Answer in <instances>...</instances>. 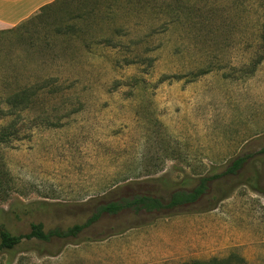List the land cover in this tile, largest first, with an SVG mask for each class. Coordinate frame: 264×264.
Returning <instances> with one entry per match:
<instances>
[{"label": "rangeland", "instance_id": "374dc122", "mask_svg": "<svg viewBox=\"0 0 264 264\" xmlns=\"http://www.w3.org/2000/svg\"><path fill=\"white\" fill-rule=\"evenodd\" d=\"M129 1L95 8L89 22L105 25L92 28L76 67L53 64V50L43 58L41 27L0 34V231L25 236L32 224L44 233L66 231L108 202L136 195L166 201L239 156L253 159L240 179L212 183L177 214H101L75 240H23L0 251V264H58L53 252L139 240L161 242L167 264H264V162L257 158L264 57L254 65L264 53V6L218 0L217 13L226 10L231 27L202 46L198 29L159 23L161 0H146L150 9H142L145 0ZM34 84L52 94L6 109L16 88Z\"/></svg>", "mask_w": 264, "mask_h": 264}, {"label": "trees", "instance_id": "16d2710c", "mask_svg": "<svg viewBox=\"0 0 264 264\" xmlns=\"http://www.w3.org/2000/svg\"><path fill=\"white\" fill-rule=\"evenodd\" d=\"M108 1L110 0H81L75 4V0H56L51 5L42 8L38 15L31 18L26 23L13 30L0 34L18 33L23 30L24 31L19 34H29L30 30L35 29L36 26L41 27L44 29V32H42L40 36H37V43L43 48V58L49 59L47 55L53 50V55H51L53 64L64 65L67 63L70 67H76L81 58L79 52L85 49L88 50V48L91 47L89 37L91 36L92 28L105 25V22L101 20L93 19L89 22L88 17L94 15L95 11H97L95 8H98L100 5L105 6L106 9L112 6L113 4L109 5ZM112 1L115 5L118 3L121 6L124 0ZM217 1L218 0H161V4L158 5L159 10L157 14L161 17L159 23L168 27L178 25L188 30H192L193 28L198 29V33H201V37L196 40V44L200 43V45L203 46L207 41L213 42V39L217 36L227 34L231 27L228 24V12L222 10L220 13H217L216 8L220 5L217 4ZM125 2L130 3L129 0H125ZM149 4L150 2L147 4L146 0L143 2L141 1V6H143L142 9H150L147 6ZM254 5L258 8H262L264 6V0H254ZM139 11L143 12V10ZM107 16L108 15L105 17ZM126 23L129 24L128 22ZM258 31L261 40H264V24L260 25ZM22 38L23 37H21V39ZM34 40L35 38L29 39L28 41L32 42L29 43V45H33ZM52 45L53 49L51 48ZM263 57L264 53H262V56H257V59L254 60V65L260 63ZM137 64L138 62L135 60L126 62V65ZM46 86V84H34L16 88L9 98L6 99V109H12L13 111L16 110L17 107H22L30 103V98H39L47 94L51 95V91L44 93L47 88ZM56 96H59V94H57L56 89L53 88V98ZM25 108L26 106L23 109ZM23 109H20V111ZM1 138L5 139V135L2 134ZM257 158L258 161L264 162V149L257 154ZM251 159H253V157L249 154L239 156L234 159L229 166L224 168L220 174L212 175L211 173L201 176L195 181L196 185L193 189L186 191L182 187L179 190H174L166 201L151 195H136L130 199H119L115 202H108L100 206L85 225L74 226L66 231L53 230L44 233L42 225L32 224L30 225V233L28 235L14 237L9 235L6 231L1 230L0 251H10L17 247L23 240L29 241L31 239H36L44 243H48L51 238L65 241L68 239L75 240L81 231L96 222L101 214L116 215L124 210H131L134 214L141 211L146 214H167L162 212L177 214V212L182 209L195 206L200 199L207 195L209 186L212 183L230 177L232 179H240V172ZM188 181L191 182L193 180L185 179L182 184L184 185ZM226 198L227 196L225 195L217 201L215 199L212 200L214 204L209 206L207 211L213 210L217 203L222 202ZM58 253L59 251L53 252V256Z\"/></svg>", "mask_w": 264, "mask_h": 264}, {"label": "crops", "instance_id": "0c3cea01", "mask_svg": "<svg viewBox=\"0 0 264 264\" xmlns=\"http://www.w3.org/2000/svg\"><path fill=\"white\" fill-rule=\"evenodd\" d=\"M56 0H0V33L13 30L39 14ZM91 250L59 252L51 256L58 264H167L170 253L161 242L114 241L92 244ZM176 264V262H174Z\"/></svg>", "mask_w": 264, "mask_h": 264}]
</instances>
